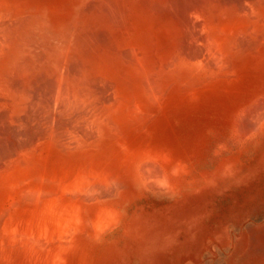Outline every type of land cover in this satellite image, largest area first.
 <instances>
[{"label": "rangeland", "instance_id": "obj_1", "mask_svg": "<svg viewBox=\"0 0 264 264\" xmlns=\"http://www.w3.org/2000/svg\"><path fill=\"white\" fill-rule=\"evenodd\" d=\"M111 1L116 5L106 8L101 3L103 0H0V21L12 18L39 22L73 43H82L81 47L87 42L82 47H86L84 51L104 53L98 71L93 74L92 89L84 97L86 103L80 117L74 109L64 111L62 104L50 94L48 87L54 84L50 78V82L47 78L42 82L39 77L37 85L30 86L33 89L29 88L28 96V93L19 95L21 99L12 91H3L5 96L11 93L9 99L2 97L4 94L0 91V213L14 208V201L23 204L20 195L33 188L37 201L38 187L40 194L45 191L42 188L48 191L56 187L60 198L78 203L76 191L79 189L73 193L62 192L61 181L64 186L73 179L65 174L67 171L79 166L86 169L97 162L93 166L97 164L101 178L88 176V180L95 179L98 184L106 175L112 176L107 179L110 186L106 192L92 184L95 194L91 192L93 195L89 193V196L85 187L77 193L84 196L88 205L87 226L94 229L95 220L91 218L100 215L92 204H115L123 217L111 222L101 235L93 230L87 240L76 241L67 255L68 264H83V258L87 260L85 250L89 251L88 264H264V0ZM256 14L262 19H257ZM131 25L134 27L129 28ZM246 31L249 36L245 35ZM171 59L176 60L173 65ZM138 63H142L141 67ZM154 73L160 80L154 79V75L151 78ZM17 81L23 82V79ZM145 85L157 90L152 87L148 90ZM149 91L153 96L157 92L154 97L159 96L154 99ZM24 100H28L26 103L31 108L24 106ZM20 104L27 109H23L26 115ZM106 105L113 107V116L98 134L91 121ZM10 108L14 110L8 111ZM52 116L56 123L53 119L50 123ZM76 116L81 122L77 126L73 120ZM60 123L67 130L63 132ZM57 128L63 133L67 131L65 136L70 140L71 137L82 140V147L74 142H53L48 135ZM39 135L42 139H37ZM138 161L143 166L139 167ZM142 170H149L151 176L155 173L157 183L153 182L154 177L146 180L149 171H143L148 173L145 176ZM149 179L153 184L148 183ZM49 192L52 191L44 193ZM93 196L98 200L93 202ZM37 202L31 203L35 209L43 206ZM57 202L61 203L62 210L65 201ZM42 216L46 220L50 215ZM55 224L52 226L56 238ZM41 227L36 231L37 237ZM41 234L40 239L50 241V237ZM54 237L52 234L51 239ZM55 241L50 243L61 245L62 240ZM54 246L52 250L57 249ZM14 253L12 261L30 264L29 256L25 259L24 253H20L16 260ZM0 256L1 262L12 263L5 254ZM51 258L46 263L36 256L41 264H49Z\"/></svg>", "mask_w": 264, "mask_h": 264}, {"label": "bare ground", "instance_id": "obj_2", "mask_svg": "<svg viewBox=\"0 0 264 264\" xmlns=\"http://www.w3.org/2000/svg\"><path fill=\"white\" fill-rule=\"evenodd\" d=\"M120 1V0H119ZM126 2V1H125ZM264 2V1H263ZM102 5H104V7L106 8H111L112 6H114L115 2H112L111 0H107V1H104L101 2ZM129 3V2H128ZM122 4L124 5L125 3L122 2ZM210 4V3H209ZM258 4V2H257ZM116 5V4H115ZM118 5V4H117ZM126 7V5H125ZM129 7V6H128ZM127 7V8H128ZM118 8V7H117ZM115 9V8H114ZM121 9V7H120ZM123 9V7H122ZM126 9V8H125ZM113 10V9H112ZM118 10V9H117ZM247 10V9H246ZM123 11V10H122ZM126 11V10H125ZM128 11V9H127ZM115 12V11H114ZM119 12V11H118ZM124 12V11H123ZM249 12V11H248ZM254 12V11H253ZM251 12V13H253ZM255 13V12H254ZM121 14V13H120ZM130 14V13H129ZM120 16V15H119ZM252 17V15H250ZM200 17V15H199ZM215 17V16H214ZM115 18H116V15H115ZM123 18V17H122ZM126 18V16H125ZM190 18V17H188ZM252 18H255V14H254V17ZM256 18H258V14H256ZM73 19V18H72ZM120 19V18H119ZM127 19V18H126ZM125 19V20H126ZM196 19V18H195ZM215 19V18H213ZM262 19V18H260ZM194 20V19H193ZM197 20V19H196ZM124 21V19H123ZM204 21V20H203ZM262 21V20H261ZM116 22V21H115ZM131 22V21H130ZM205 22V21H204ZM203 22V23H204ZM264 22V21H263ZM118 23V22H117ZM126 23V21H125ZM70 24V23H69ZM124 24V23H123ZM132 24V23H131ZM201 24V23H200ZM252 24V23H251ZM85 25V24H84ZM91 25V24H90ZM96 25V24H95ZM127 24H125L126 26ZM130 24L128 23V26ZM207 25V24H206ZM256 25V23H255ZM51 26V25H50ZM60 26V25H59ZM111 26V25H110ZM117 26V25H116ZM119 26V25H118ZM123 26V25H122ZM252 26V25H251ZM55 28V26H53ZM57 27V26H56ZM86 27V26H85ZM92 27V26H91ZM127 27V26H126ZM134 26L131 25V27L129 28H132ZM205 27V26H204ZM250 27V26H249ZM81 28V27H80ZM108 28V27H107ZM112 28V27H110ZM114 28V27H113ZM123 28V27H122ZM125 28V27H124ZM252 28V27H251ZM52 29V28H51ZM86 29V28H85ZM109 29V28H108ZM128 29V28H127ZM126 29V30H127ZM255 29V28H254ZM263 29V28H262ZM112 30V29H111ZM115 30V28H114ZM222 30V29H221ZM241 31V28L239 29ZM117 31V29L115 30ZM110 32H113L110 31ZM124 32V31H123ZM126 32V31H125ZM124 32V33H125ZM130 32V30H129ZM132 32V31H131ZM135 32V31H134ZM251 32V31H250ZM254 32V31H253ZM252 32V33H253ZM116 33V32H115ZM120 33V32H119ZM208 33V32H207ZM244 33V32H243ZM241 32V34H243ZM256 33V32H255ZM82 34V33H81ZM85 34V33H84ZM118 34V32H117ZM116 34V35H117ZM128 35V33H126ZM126 35V36H127ZM207 35V34H205ZM245 35H248L247 34V31L245 32ZM258 35V34H257ZM70 36V35H69ZM85 36V35H84ZM124 36V37H126ZM210 36V34H209ZM244 36V35H243ZM249 36V35H248ZM248 36H244L243 38L245 39V37H248ZM260 36V35H259ZM83 37V36H82ZM113 37H116V36H113ZM112 37V38H113ZM118 37V36H117ZM116 37V38H117ZM120 37V36H119ZM128 37V36H127ZM251 37V35H250ZM129 38V37H128ZM253 38V37H252ZM251 38V39H252ZM261 38V37H259ZM82 39V38H81ZM114 39V38H113ZM112 39V40H113ZM126 39V38H123V40ZM214 40V38H212ZM248 39V40H247ZM77 40V39H76ZM117 40V39H116ZM212 40V41H213ZM247 41H250L249 37L246 38ZM254 41V39H252ZM79 41V40H78ZM111 41V40H110ZM118 41V40H117ZM121 41V39H120ZM207 41V40H206ZM217 41V40H216ZM84 42V41H83ZM215 42V41H214ZM251 42V41H250ZM87 43V42H86ZM83 46H85V44ZM117 43V42H116ZM115 43V44H116ZM207 43V42H205ZM217 43V42H216ZM215 43V44H216ZM82 44V43H80ZM78 42L77 43H73V41L70 39V38H65L62 36V34H59L58 32H54L53 30L50 31L49 28L45 27V26H42L39 22H35V21H32V20H19V19H12V18H8V19H3L0 21V91H12L13 92V95L14 96H18L20 99L21 97L19 95H21L22 93L26 94L28 93V91L30 90L29 88H31L32 86H34V84L37 85V82L36 80H38V78L40 77L41 78V81L43 82L44 80H46L45 78H47L48 82H50L52 80V83L54 84H51L53 85V87H48L50 88V94H52V96L55 98V100H57V102H60L62 104V108L64 111L67 110V109H74V111L76 112L77 115H79L80 117V112L81 113H84L82 112L83 111V108H84V105L86 103L84 97L85 95L88 96L87 94L90 93L91 89H92V77H93V74L98 71L96 70L98 68V65H99V61L101 59V56L104 54V53H92V52H89V51H84L86 50V47L85 49L81 47ZM114 44V45H115ZM122 44V42H121ZM89 45V44H88ZM120 45V44H119ZM205 45V44H204ZM246 45V44H245ZM217 46V45H216ZM215 46V47H216ZM251 46V45H250ZM88 48L90 47L87 46ZM108 47V45H107ZM214 47V46H213ZM82 48V49H81ZM102 48H105V46H103ZM114 48V47H113ZM117 48V47H116ZM256 48V47H255ZM109 49V47L107 48ZM117 49H121L120 47L117 48ZM127 49V48H126ZM137 49V48H136ZM210 49V47H209ZM215 49V48H214ZM217 49V48H216ZM90 50V49H89ZM94 50V48H93ZM115 50V49H114ZM254 50V49H253ZM252 50V51H253ZM92 51V50H91ZM119 51V50H118ZM130 51V50H129ZM174 51V50H173ZM220 51V50H219ZM257 51V50H256ZM143 53V52H142ZM210 53V51H209ZM212 53V52H211ZM219 53V52H218ZM217 53V54H218ZM222 53V52H221ZM120 54V53H119ZM144 54V53H143ZM173 54V53H172ZM185 54V53H184ZM106 55V54H105ZM142 55V54H141ZM146 55V54H144ZM175 55V54H174ZM177 55V53H176ZM182 55V54H181ZM168 56V55H167ZM223 56H225L223 54ZM222 56V57H223ZM106 57V56H105ZM158 56H156L157 58ZM175 57V56H174ZM179 56H177L178 58ZM208 57V56H207ZM205 57V58H207ZM103 58V57H102ZM214 58L215 55H214ZM124 59V57L122 58ZM158 59V58H157ZM180 59V58H179ZM220 59V58H219ZM125 60H126V57H125ZM140 60V58H139ZM170 60V59H169ZM196 60V59H195ZM199 60V59H197ZM202 60V59H201ZM208 60V59H207ZM211 60V59H210ZM215 61H217L216 59H213ZM127 61V60H126ZM137 61V60H136ZM158 61V60H157ZM161 61V60H160ZM168 61V60H167ZM179 61V60H178ZM138 62V61H137ZM156 63V60L154 61ZM171 62H172V59H171ZM170 62V63H171ZM174 62H176V60H174ZM172 62V65L173 63ZM195 62V61H194ZM211 62V61H210ZM209 62V63H210ZM213 62V61H212ZM129 63H132L134 64L135 62H129ZM159 63V62H158ZM164 63V61H163ZM197 63V62H196ZM195 63V64H196ZM199 63V62H198ZM197 63V64H198ZM206 63V62H205ZM215 63V62H214ZM219 63V62H218ZM217 63V64H218ZM131 64V65H132ZM140 64V63H138ZM142 64V63H141ZM141 64H140V67H141ZM162 64V61L161 63ZM211 64V63H210ZM135 65V64H134ZM137 65V64H136ZM148 65V64H147ZM159 66V64H157ZM164 65V64H163ZM170 65V64H169ZM202 65V63H201ZM200 65V66H201ZM213 64H211L212 66ZM139 66V65H138ZM155 66V65H154ZM165 66V65H164ZM206 66V65H204ZM160 67V66H159ZM158 67V68H159ZM168 67V66H166ZM145 68V67H143ZM161 68V67H160ZM174 68V67H173ZM217 68V67H216ZM121 69V68H120ZM119 69V70H120ZM146 69V68H145ZM144 70V69H143ZM177 70V69H176ZM142 70H140L141 72ZM145 71V70H144ZM111 72V71H110ZM151 72V71H149ZM147 72V73H149ZM154 72V71H153ZM152 72V73H153ZM160 72V71H159ZM122 73H124L122 71ZM121 73V74H122ZM143 74H145V72H141ZM157 73V72H156ZM162 73V71L160 72ZM159 73V74H160ZM208 73V72H207ZM125 74V73H124ZM150 74V73H149ZM157 74V75H159ZM108 75V74H107ZM154 75L156 80H158L159 78H156L157 76L154 74H151V76ZM145 76V75H144ZM147 76V75H146ZM150 76V77H151ZM49 78L51 79L49 81ZM149 78V76H148ZM153 78V76L151 77ZM150 78V79H151ZM23 79V82H18L17 80H21ZM25 79V80H24ZM54 79V81H53ZM145 79V77L143 78V80ZM147 79V78H146ZM129 80V79H128ZM142 80V82H143ZM153 80V79H151ZM160 80V79H159ZM35 81V82H33ZM148 83V79L146 80ZM155 81V80H153ZM152 81V82H153ZM30 82V84H29ZM33 82V84H31ZM129 82V81H127ZM156 82V81H155ZM155 82H153L155 84ZM145 84H147L146 82H143ZM153 83H150L151 85ZM160 83V82H158ZM39 84V83H38ZM50 84V83H48ZM149 84V85H150ZM44 85V84H43ZM45 85H46V82H45ZM146 86L147 89L149 90L148 87L150 86ZM156 85V84H155ZM162 85V84H161ZM31 86V87H30ZM42 87V86H41ZM44 87V86H43ZM47 87V85H46ZM128 87H129V84H128ZM145 87V88H146ZM152 87V86H151ZM150 87V88H151ZM158 87V85L156 86ZM159 87L161 88L160 84H159ZM40 88V87H39ZM159 88V89H160ZM33 89V88H31ZM46 89V88H45ZM44 89V90H45ZM145 89V91L147 90ZM152 89H154L152 87ZM151 89V90H152ZM40 90V89H39ZM115 90V89H114ZM148 90H147V93H148ZM155 91L157 89H154ZM161 90V89H160ZM47 91V90H46ZM153 91V90H152ZM152 91H149V92H152ZM132 92V90H131ZM160 92V91H159ZM192 92V91H191ZM146 93V92H145ZM157 94V92H155ZM4 94V92L2 93ZM8 94V92H7ZM11 94V93H10ZM8 94V96L10 95ZM41 94V93H39ZM155 94V95H156ZM163 94V93H162ZM29 95V93L27 94V96ZM43 95V94H42ZM95 95V94H94ZM113 95V94H112ZM152 95L151 97H154L153 96V92L150 94ZM150 95H149V98H150ZM5 94L2 96L4 97ZM7 95L5 96L6 98L8 97ZM36 96V95H35ZM38 96V95H37ZM159 96V94L157 95ZM156 96V97H157ZM32 97V96H31ZM41 97V96H40ZM92 99V96H90ZM154 97V99L156 98ZM0 98H1V94H0ZM15 98V97H14ZM51 97H49L50 99ZM89 98V97H88ZM114 98V97H113ZM116 98V97H115ZM134 98V97H133ZM132 98V99H133ZM159 98V97H158ZM2 99V98H1ZM9 99V97H8ZM7 99V101H8ZM12 99V98H11ZM18 99V98H17ZM47 99V98H46ZM46 99L44 100L46 102ZM152 99V98H151ZM16 100V99H15ZM33 100V99H32ZM35 100V99H34ZM126 100V98H125ZM157 100V99H156ZM155 100V101H156ZM6 101V102H7ZM28 100H24L22 101L25 102V107H26V104L28 106V103H26ZM37 102H39L37 99L35 100ZM94 101V99H93ZM4 102H5V99H4ZM3 102V103H4ZM10 101H8L9 103ZM13 102V101H12ZM43 102V101H42ZM54 102V101H53ZM116 102V101H115ZM2 103V104H3ZM21 103V102H20ZM135 103V102H133ZM132 103V104H133ZM156 103V102H155ZM158 103V102H157ZM7 104V103H6ZM6 104H3L5 106H7ZM11 104V103H9ZM17 105L19 104L16 103ZM60 104V105H61ZM90 104V103H89ZM93 104V103H92ZM137 104V103H136ZM21 105V104H20ZM94 105V104H93ZM9 106V105H8ZM53 106H57V105H54ZM88 106V105H86ZM91 106V104L89 105ZM107 106V105H106ZM115 106V105H113ZM133 106H136V105H133ZM138 106V105H137ZM11 107V106H10ZM22 107V105H21ZM25 107H22L21 110H25L26 108ZM38 107V106H37ZM45 107V106H44ZM97 107V106H96ZM128 107V106H127ZM250 107V106H249ZM6 108V107H5ZM18 108V109H19ZM31 108L28 106V109ZM58 108V111H59V107H56ZM39 109H42V108H39ZM61 109V111H63ZM87 109L89 110V108L87 107ZM117 109V108H116ZM5 110V109H3ZM14 109H11L8 110V111H11ZM20 110V111H21ZM23 110V112H24ZM27 110V109H26ZM44 110H46L44 108ZM136 110H137V107H136ZM244 110V109H243ZM7 111V110H6ZM41 111V110H40ZM69 111V110H68ZM73 111V113H74ZM140 111V110H138ZM10 112V113H11ZM13 116L14 114H16L15 111H13ZM18 112V111H17ZM22 112V113H23ZM26 112H24V114L26 115ZM42 112H45V111H42ZM48 112V111H47ZM70 112V111H69ZM113 112V107L112 106H107L105 108H101L93 117L92 121H91V125H94L96 126V128L98 129L97 132L98 134H100V132H102L101 130L104 129V125L106 122L110 121L111 119V115ZM137 112V111H136ZM149 112V111H148ZM5 113V112H4ZM34 112H32L33 114ZM66 113V112H65ZM89 113V112H88ZM134 113V112H133ZM141 113V112H139ZM31 114V113H30ZM50 114V113H49ZM54 114V113H53ZM75 114V115H76ZM10 115V114H9ZM34 115H36V113H34ZM48 115V114H47ZM86 115V114H84ZM83 115V117H84ZM18 116V114H17ZM23 116V114H22ZM30 116V115H29ZM37 116V115H36ZM41 116V115H40ZM45 116V115H44ZM82 116V115H81ZM88 116V114H87ZM10 117H12V114L10 115ZM28 117V116H26ZM39 117V115L37 116ZM49 117V116H48ZM67 117V116H66ZM140 117V116H139ZM29 118V117H28ZM47 118V117H46ZM82 118V117H81ZM10 119V118H9ZM33 119V118H32ZM49 119V118H48ZM51 119H53L54 121V116L50 117V123L52 124V121ZM67 119V118H66ZM85 118H83L82 120L84 121ZM40 120V119H39ZM42 120V119H41ZM46 120V119H45ZM68 120H69V117H68ZM75 122H76V126H77V123H79V119H77V116L76 118L73 119ZM56 121V120H55ZM54 121V123H56ZM87 121V124H89V120H86ZM89 121V122H88ZM11 122V121H10ZM22 122V121H21ZM38 122V120H37ZM39 122H42V121H39ZM12 123H15V122H12ZM47 123V122H46ZM72 123V122H71ZM81 123V122H80ZM80 123L78 125H80ZM86 123V122H85ZM83 123V124H85ZM110 123V122H109ZM17 124L20 125V122H17ZM41 124V123H40ZM46 125V124H45ZM56 125V124H55ZM59 125V124H58ZM68 125V124H67ZM39 126V125H36V127ZM41 126H44L43 124ZM40 126V127H41ZM51 126V125H48V127ZM57 126V125H56ZM54 126V127H56ZM60 126L63 128H60ZM60 126H59V129H62L63 132L64 130H67L66 126L63 125L62 123H60ZM83 126V125H82ZM82 126H80L79 128H82ZM39 127V128H40ZM46 128V126H44ZM47 127V128H48ZM87 127V128H86ZM78 128V130H79ZM85 129L88 130V126L85 125L84 127ZM95 128V129H96ZM34 129V128H33ZM43 129V128H42ZM57 128V131L56 132H52L51 135H48L50 139H52L53 142L57 141L56 143L59 142V144H61L63 141H65L66 143H72L74 142L73 144H77L78 147H82L83 145V141L82 140H79V138H74V137H71V140L68 139L69 136L66 138V136L68 134L67 131L65 133L58 131L59 130ZM40 130V129H38ZM44 130V134H45V129ZM74 130V129H73ZM77 130V129H76ZM81 130V129H80ZM49 131V130H48ZM55 131V130H54ZM82 131V130H81ZM85 131V130H84ZM77 132V131H76ZM75 132V133H76ZM87 132V131H86ZM85 132V133H86ZM41 133L43 134L42 130H41ZM39 132V134H41ZM74 133V132H73ZM81 133V132H80ZM79 133V134H80ZM90 133V132H89ZM34 134V133H33ZM44 134H43V137H44ZM66 134V136H65ZM91 134V133H90ZM87 135V134H86ZM170 135V134H169ZM33 137V136H32ZM39 137H42V136H38L37 139H42V138H39ZM47 137V136H46ZM86 137V136H85ZM36 138V137H35ZM160 138V136L158 137ZM30 139V138H29ZM157 139V138H156ZM32 140V139H31ZM105 141V140H104ZM163 141V140H161ZM31 142V141H30ZM35 142V141H34ZM94 142V141H92ZM150 142V141H149ZM171 142V141H170ZM169 142V143H170ZM176 142V141H175ZM24 143V142H23ZM159 143V141H158ZM165 143V141H164ZM121 144V143H120ZM124 144V143H123ZM166 144V143H165ZM176 144V143H174ZM33 145V144H32ZM163 145V144H161ZM172 145V144H171ZM30 146V144H29ZM63 146V145H62ZM61 146V147H62ZM74 146V145H73ZM72 146V147H73ZM123 146V145H122ZM178 146V145H177ZM71 147V148H72ZM147 147V146H146ZM158 147V146H156ZM160 147V146H159ZM170 147V146H169ZM175 147V145H174ZM66 148V147H64ZM63 148V150H64ZM126 148V146H125ZM165 148V147H164ZM177 148V147H176ZM154 149V148H153ZM170 149V148H169ZM171 149H172V146H171ZM159 150V149H158ZM166 150V149H165ZM168 150V149H167ZM131 151V150H129ZM151 151V150H150ZM153 151V150H152ZM155 151V150H154ZM174 151V149H173ZM177 151V150H176ZM175 151V152H176ZM16 152V151H14ZM17 153V152H16ZM170 153V151L168 152ZM172 153V152H171ZM181 153V152H180ZM186 153V151H185ZM15 154V153H13ZM156 154V153H155ZM159 154V152H158ZM16 155V154H15ZM169 155V154H168ZM11 156V155H10ZM9 156V157H10ZM13 156V155H12ZM140 157V156H139ZM155 157V156H154ZM159 157V155L157 156V158ZM169 157V156H168ZM181 157V156H180ZM35 158V157H34ZM160 158V157H159ZM22 159V158H21ZM26 159V158H25ZM138 159V158H137ZM140 159V158H139ZM161 159V158H160ZM172 159L169 158V160ZM3 160V159H2ZM4 161V160H3ZM6 161V160H5ZM180 161V160H178ZM25 162V161H23ZM22 162V163H23ZM145 162V161H144ZM169 162V161H168ZM9 163H12L11 161L9 162L8 161V164ZM97 163V162H95ZM93 163V164H95ZM139 164V161L137 162ZM164 163V162H163ZM2 164H4L2 162ZM5 164H7L5 162ZM26 164V163H25ZM93 164H91L90 166L91 167H88L86 169L85 166H79L75 169H71V171H67L65 174L68 175H71L73 177L72 180H70L67 184H65L63 186L62 184V181L61 180H58L57 182L61 181V186L63 187H60V189L62 188L63 191L62 192H70L72 191L73 193V190L76 189L78 191H76L77 193H81L83 192V190L86 189V192H88L87 194L90 196V194L93 195V193L95 192L94 190L92 191V188L91 185L93 184L94 187H100L102 188L105 192L107 191L108 187L110 186L109 185V182L110 180L108 181L107 179L112 176H108L106 175V179H102L97 183H95L93 180L95 179H91V180H88V176H98L99 175V171L100 169L95 165L93 166ZM141 164V163H140ZM140 164L138 165L140 167ZM1 165V164H0ZM11 165V164H10ZM142 165V164H141ZM87 166V165H86ZM143 166V165H142ZM168 166V165H167ZM10 167V166H9ZM13 167V166H12ZM83 167V169H82ZM138 167V168H139ZM145 167V166H144ZM163 167V166H162ZM1 168V167H0ZM5 168H6V165H5ZM11 168V167H10ZM10 168H7V169H10ZM120 168V167H119ZM164 168V167H163ZM142 169H145V168H142ZM139 170V169H138ZM150 170V169H149ZM149 170H142V175H148L149 173V176H146V180L148 179L147 177H154L155 180H153V182L157 183L156 182V177L157 175L155 173H153L155 176H151V172ZM104 171V170H103ZM106 173H107V169L105 170ZM143 171L145 172H148V173H144ZM189 171V170H188ZM109 172V171H108ZM169 172V171H168ZM102 173V172H101ZM122 173V172H121ZM140 173V172H139ZM189 173V172H188ZM103 174V173H102ZM38 175V174H37ZM46 175V174H45ZM14 176V175H13ZM41 175H39L38 177H40ZM65 176V175H64ZM65 176V177H67ZM116 176V175H115ZM42 177V176H41ZM86 177L85 181H84V178ZM100 177V176H98ZM117 177H118V173H117ZM120 177V176H119ZM44 178V177H43ZM48 178V177H47ZM101 178V177H100ZM103 178V177H102ZM113 178V177H112ZM151 178V179H152ZM51 179V178H50ZM60 179V178H59ZM116 179V178H115ZM151 179H149V182L148 183H152ZM38 180V179H37ZM40 180V179H39ZM43 180V179H42ZM47 180V179H46ZM45 180V182H46ZM57 180V179H56ZM114 180V178H113ZM119 180V179H118ZM117 180V181H118ZM151 180V181H150ZM159 179H157L158 181ZM55 181V179H54ZM20 182V181H19ZM23 182V181H22ZM43 181H41V184H42ZM50 183L52 182L49 181ZM115 182V180H114ZM122 182H124L122 180ZM91 183V184H90ZM19 184V183H18ZM16 184V185H18ZM54 184V182L52 183ZM60 184V183H59ZM89 185V186H86V185ZM118 184H120V182H118ZM153 184V183H152ZM172 184V183H171ZM13 186H15L13 184ZM59 186V185H58ZM57 186V187H58ZM123 186V185H122ZM35 187V186H34ZM38 187V185H37ZM85 187V189H83ZM89 187L88 191H87V188ZM125 187V186H124ZM40 187H38V190H39ZM52 188V187H51ZM91 188V191H89ZM111 188V187H110ZM113 188V187H112ZM117 188V187H116ZM58 189V188H57ZM56 187L55 189H48V191H52V192H49V193H44V192H48L46 191V187L45 189H41V190H45L42 194H43V197H42V194H40V191L37 190V192L40 194L41 197H38L39 194L37 195V198L35 199H38L37 201L34 200V196L36 194V191H34V196H33V192L32 190H36L35 188H33L30 192L27 191L26 193H23L21 194V198L24 200V203L23 204H18V201H14V208L12 207H9L7 212L3 209L1 210V212L3 213H0V254H5V256L8 257L9 261H12V254L13 252L14 253V256L13 258H16V260H18V256L20 255V253H24L25 255V259H26V256H29L30 260V264H38L39 262L37 261L38 259H36V256L39 257V259L42 258V261L44 260L46 263H48V258L49 257H52L51 258V262L49 264H66L68 259H67V255L70 254V249L76 245V241H79V239H85L87 240L89 235L93 232V230L95 231V234L96 235H101L103 232H105V230L108 228V226L111 224V222H118L122 217H123V213L122 211L118 210V208L114 207L116 206L114 204V206H109V205H101V206H98V205H95V204H92V207L93 209H98V212L100 213L99 217L98 216H92L91 220L94 219L95 222L92 223V226H94V229L90 226H87V216H88V205L86 206V201H85V198L83 195H79L77 194L76 192V195H77V201L78 203H76V201H74L75 203L72 202H68L66 201L67 199H63V198H60L58 193L56 192L57 191ZM61 189V190H62ZM96 189V188H95ZM101 189V190H102ZM120 189V187L118 188ZM61 190L59 192V194L61 193ZM99 190V189H97ZM102 190V191H103ZM54 191V192H53ZM75 191V190H74ZM93 192V193H91ZM100 192V191H99ZM117 192V191H116ZM19 193V191H18ZM21 193V192H20ZM54 193V194H52ZM65 193V194H66ZM90 193V194H89ZM96 193V192H95ZM94 193V194H95ZM115 193V192H114ZM99 195V194H98ZM7 196H10V195H7ZM61 196V194H60ZM62 197V196H61ZM75 197V196H74ZM12 198V197H11ZM90 199L92 197H89ZM94 200L93 202L97 201L98 198L94 197ZM13 199V198H12ZM9 200V199H7ZM11 200V199H10ZM62 200H64L65 202L62 203V210H61V203L59 204V202L57 201H60L62 202ZM11 201V202H12ZM34 201V202H33ZM102 201V200H101ZM100 201V202H101ZM41 203V205L43 206H36V209L31 205V203ZM68 202V203H67ZM92 202V201H91ZM13 203V202H12ZM110 203V202H109ZM8 204V203H7ZM9 205H11L9 203ZM57 206L60 208V211H58L59 209L57 208ZM86 206V207H85ZM19 207H21V209L19 210ZM42 208V209H41ZM122 208V207H121ZM41 209V210H40ZM15 210V211H14ZM18 210V211H16ZM40 210V211H38ZM15 212H18L17 214ZM16 215H15V214ZM33 213V215H32ZM49 214V218L48 216L46 217V215ZM96 214V213H95ZM18 215H20L21 217H19ZM44 215L47 219H43L44 217L42 216ZM43 218H42V217ZM98 217V218H97ZM24 218V219H22ZM96 218H97V222H96ZM55 220L57 222H55ZM93 220V221H94ZM38 222V223H37ZM57 224H55V223ZM95 223V224H94ZM39 224V227H41L42 231H40V234L43 233V236L45 235V237H50V241H55V242H58V241H61V245L59 244V242L57 243V245L59 246H54L52 244V242L50 243L49 239L47 238H44V237H37L36 235V231L37 229L39 228L38 225ZM57 226L56 228V232L58 233V235L56 236V238L58 236H61V240L60 238L59 239H56L54 237V228L52 225ZM94 224V225H93ZM117 225V224H116ZM35 227H38L37 229ZM43 227L45 230H43ZM53 228V229H52ZM40 229V228H39ZM54 232V233H53ZM52 234H53V239L52 238ZM42 235V234H41ZM56 235V233H55ZM104 236V235H103ZM101 237V236H100ZM43 238L45 241H43ZM47 239V240H46ZM55 239V240H54ZM102 239V238H101ZM78 242V243H79ZM84 242V241H82ZM81 242V243H82ZM79 243V244H81ZM55 244V243H54ZM83 244V243H82ZM54 246V248H57V249H54L52 250V246ZM15 248L14 250H12L11 248ZM75 247V246H74ZM73 247V248H74ZM78 247V246H77ZM76 247V249H77ZM75 249V250H76ZM54 252V253H53ZM86 252V259L88 260V254H89V251L85 250ZM53 253V255L51 254ZM38 254V255H37ZM41 254V255H40ZM85 254V253H84ZM41 256V258H40ZM1 257V256H0ZM24 257V256H23ZM69 257V256H68ZM82 257V255H81ZM92 257V256H91ZM90 258V257H89ZM24 259V260H25ZM84 259V260H83ZM83 264L85 263H89V262H86L87 260H85V258H83ZM90 260V259H89ZM26 261V260H25ZM1 262V261H0ZM82 262V261H81ZM3 264H5L4 260L3 262H1ZM21 263V262H19ZM28 263V262H27ZM11 264H18V261H12ZM41 264V262L39 263ZM68 264V263H67ZM82 264V263H81Z\"/></svg>", "mask_w": 264, "mask_h": 264}]
</instances>
